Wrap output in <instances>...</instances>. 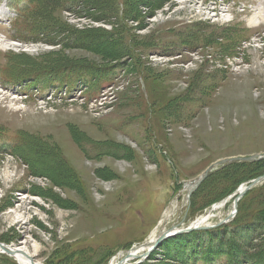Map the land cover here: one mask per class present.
<instances>
[{
  "label": "rangeland",
  "instance_id": "374dc122",
  "mask_svg": "<svg viewBox=\"0 0 264 264\" xmlns=\"http://www.w3.org/2000/svg\"><path fill=\"white\" fill-rule=\"evenodd\" d=\"M48 1L55 45L16 41L24 4L0 0V242L39 264H117L245 184L232 180L240 169L208 176L188 199L185 186L212 165L264 155V0H125L124 22L116 0L106 12L75 0L79 17ZM77 33L91 50L76 47ZM72 63L96 76L47 87L28 77ZM229 180L238 188L217 201ZM258 205L248 227L177 235L127 264H264V189L243 213Z\"/></svg>",
  "mask_w": 264,
  "mask_h": 264
},
{
  "label": "trees",
  "instance_id": "16d2710c",
  "mask_svg": "<svg viewBox=\"0 0 264 264\" xmlns=\"http://www.w3.org/2000/svg\"><path fill=\"white\" fill-rule=\"evenodd\" d=\"M47 1L48 0H18V3L24 4V6L18 11V19L14 25V28L17 31V36L14 38L16 41L33 42V43H43L44 42L50 45H55V43L50 41V39L53 40L55 37H57L59 32L56 35H54L55 32H53V29L49 28L47 24V18L50 12L47 9V12L44 13L46 9V3H43ZM49 1L56 2L57 0H49ZM59 1L63 2L62 6L65 10H67L70 14L76 17H79L80 14L82 13V12H79L80 8L78 6L81 4L82 1H83L82 4L85 3V0H80L81 2L79 1V5H76L77 2L75 0H74V3L73 1H70V0H59ZM97 1H98V4L100 5V8H103L104 11L106 12L105 10L106 3L104 2V0H97ZM49 4H53V3H49ZM114 4H115V8L113 6L112 7L110 6L109 9H112V11L115 12L116 6H117V9H118L117 19L120 22H124L126 20V14H127L126 12L127 4L125 0H116ZM82 9H85V8H82ZM120 22H119V27L122 26V24L120 26ZM69 38L79 43L76 46L77 48L91 50L89 46V42H91V40L88 36L86 35L79 36V33H77L73 36V38L69 34ZM130 47L131 46L129 45L128 47L129 50H130ZM104 56L106 60L114 61L116 63L120 60V58H122L121 55L114 54V55L109 56L108 53H106ZM29 74L30 76L28 77L31 79L30 81L32 82L37 81L36 83L38 84V86L44 85V87L54 85V84H58V85L66 84L67 82H70V81L79 80V78H81L82 76H84L85 78H91V77L96 76L94 75V70L91 69V67L82 65L79 63H75V64L72 63L69 65H63V66L62 65L49 66V67L39 66V67H36V69L33 72H30ZM110 77L111 76H109V78ZM91 79L93 80V78ZM48 89L46 88V90ZM16 145L19 147V143L16 142L15 146ZM15 149L17 150V147ZM260 165H264V160L258 161V162L230 163V164L219 167L215 172L211 173L209 177L205 180V182L211 181L213 178L220 176L224 173H232L235 170L237 172V169H240L237 172L238 174L235 175V177L232 179L233 181L240 180V182L235 184V186H238L240 183H243V182L247 183L249 181L256 179L262 174H264V168L258 169ZM228 185H230L229 188L225 190L224 194L219 199H217V201L221 200L222 198H225L231 192L232 186H231L230 180L229 182H227L226 187ZM237 188L238 187H234V188L232 187V190H236ZM263 189L264 188L253 189L248 193V195L243 200H241L242 203L238 207V214L236 218L232 222H230V224L224 225L220 227L219 229L216 228V230H213V231L207 230L209 233H207L206 231H199V232H194L193 234L201 233L204 235L211 234L214 236L228 235L231 230H235L237 229V227H248L249 225H251L252 219L254 220L256 217H258L261 214V212H259V205H258V207L256 208L254 212H249L250 215L243 213L244 201L249 196L251 197L253 195L260 193ZM248 215H249L248 219L244 220V217ZM238 259H242V258L238 257ZM0 264H15V263L13 262L11 258L4 256V255H0ZM229 264L231 263L229 262Z\"/></svg>",
  "mask_w": 264,
  "mask_h": 264
},
{
  "label": "water",
  "instance_id": "95a60500",
  "mask_svg": "<svg viewBox=\"0 0 264 264\" xmlns=\"http://www.w3.org/2000/svg\"><path fill=\"white\" fill-rule=\"evenodd\" d=\"M260 160H264V155H252L249 157H231V158H227V159H223L218 161L217 163H215L214 165H212L209 169H207V171H205L198 179L194 180L193 182H191L189 185L185 186V189L188 192V199L191 197V195L193 194V192H195V190L202 184V182L209 176V174H211L212 172H214L215 170H217L220 166H224L230 163H234V162H256V161H260ZM264 181V174L250 182L245 183L244 185H242L241 187H239V189H237V191L230 196L229 198H227L226 200L222 201V203H220L219 208L223 207L228 200L234 199V208L232 210V212L219 224L215 225V226H206V225H199L197 223V221L192 224L191 226L185 228L182 227L180 228L181 225H177V226H173L171 229L163 232L159 237H157L154 241H150L149 243H145L142 244L140 246L134 247L131 250L127 251L126 253V257L121 259L117 264H127L131 259L135 260V259H141L142 262L145 259L150 258V256L155 252V250H157L165 241H168L169 239H171L174 236L177 235H183V234H191L195 231H199V230H207V229H211V228H216L222 225H225L227 223H229L230 221H232L238 212V204L239 202L242 200V198L252 189H254L255 187H257L258 185H260L262 182ZM217 205H215L210 212H215L218 209H216ZM144 248V253L139 255L137 257V254L135 255L136 251ZM0 249L2 250L3 255H6L12 259H15V257L17 255H21L22 257H24L25 259L27 258L29 261H32L34 263V261L32 260L31 257L23 254L21 251H19L18 249H14L11 246H8L6 244H3L0 242ZM16 260V259H15Z\"/></svg>",
  "mask_w": 264,
  "mask_h": 264
},
{
  "label": "bare ground",
  "instance_id": "6f19581e",
  "mask_svg": "<svg viewBox=\"0 0 264 264\" xmlns=\"http://www.w3.org/2000/svg\"><path fill=\"white\" fill-rule=\"evenodd\" d=\"M39 4V3H38ZM49 6V5H48ZM52 6V5H51ZM54 6V5H53ZM50 7V6H49ZM36 14H37V12H36ZM36 17V16H35ZM259 19L256 17V16H254L253 18H251V24H255L257 21H258ZM261 20L262 21H264V16H261ZM62 28V27H61ZM65 29V28H64ZM26 57V56H25ZM24 57V58H25ZM82 63V62H81ZM29 76V75H28ZM74 85V84H73ZM8 88V87H7ZM71 90V89H70ZM13 93V92H12ZM38 172V171H37ZM36 173V172H35ZM40 173V172H39ZM41 175V174H40ZM70 184V183H69ZM63 185H65V183L63 184ZM89 198V197H88ZM59 200V199H58ZM73 204V203H72ZM220 205V204H219ZM219 205H217L215 208L216 209H218L219 208ZM217 212V211H216ZM212 215H214V212H208L207 214H205V215H203V218H201V219H199L198 221H197V223L199 224V225H206V226H208L207 225V223L208 222H210V220L213 218V216ZM156 238H153L152 239V241H154ZM151 241V242H152ZM28 251H29V249H28ZM36 251V250H35ZM143 252H145L144 251V248H141V249H139V250H137L136 251V253H135V255L137 254V255H139V254H142ZM0 253H2V250L0 249ZM29 253H30V251H29ZM30 254H32V252L30 253ZM31 256H33V257H35V255H31ZM15 259H16V262L18 263V264H39V263H36L34 260V263L32 262V261H29L27 258L25 259L24 257H22L21 255H17L16 257H15ZM38 262V261H37ZM116 261L115 260H113L111 263L112 264H114Z\"/></svg>",
  "mask_w": 264,
  "mask_h": 264
}]
</instances>
